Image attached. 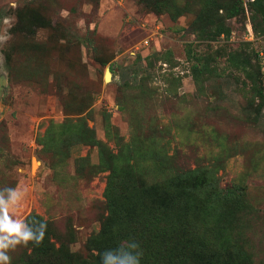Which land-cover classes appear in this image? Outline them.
Instances as JSON below:
<instances>
[{"label": "rangeland", "instance_id": "1", "mask_svg": "<svg viewBox=\"0 0 264 264\" xmlns=\"http://www.w3.org/2000/svg\"><path fill=\"white\" fill-rule=\"evenodd\" d=\"M241 1L211 38L197 18L228 0H0V188L47 224L12 264L143 231L166 240L141 264H264V0Z\"/></svg>", "mask_w": 264, "mask_h": 264}, {"label": "clouds", "instance_id": "2", "mask_svg": "<svg viewBox=\"0 0 264 264\" xmlns=\"http://www.w3.org/2000/svg\"><path fill=\"white\" fill-rule=\"evenodd\" d=\"M5 39L0 37V41ZM24 197L25 191L20 187L0 188V264H12L11 252L30 243L39 246L45 238V222L28 221L13 215ZM142 256L143 251L135 239L121 242L116 248L100 254L101 264H141Z\"/></svg>", "mask_w": 264, "mask_h": 264}, {"label": "trees", "instance_id": "3", "mask_svg": "<svg viewBox=\"0 0 264 264\" xmlns=\"http://www.w3.org/2000/svg\"><path fill=\"white\" fill-rule=\"evenodd\" d=\"M208 2H211L213 5H215V0H207ZM244 4L241 0H228L227 3H224L222 6H215V8L210 11L205 13L203 16H196L197 20H199L202 24V28L207 29V32L209 33L211 38H216L217 36H229L231 29L228 26L227 18H232L238 16L241 11H243ZM246 9V7H245ZM221 11V12H220ZM186 12V10H183L181 8V11H179L178 14L174 16H170L171 19L176 20V16L180 15L181 13ZM252 33V29L250 27L249 29ZM238 68H240L245 74L250 77L252 75V71L250 70V61H242L241 63L238 64ZM259 94L264 97V89H259L258 90ZM231 191L228 189L224 190V195L229 196L231 195ZM106 228L102 230L98 235V237H103L105 236L106 233ZM158 235L157 233H152V234H146L145 231H143L139 236H137L138 240L137 242L139 243L142 251H143V258L149 259L152 257L157 258V261L159 262L160 260V250L153 249L151 248V244L155 243V245H160L163 244L164 240H166V234ZM104 250L99 247V256L96 259V263L93 264H101V257L100 254L103 253ZM164 261V262H163ZM79 263V262H77ZM160 264H166V259H162Z\"/></svg>", "mask_w": 264, "mask_h": 264}, {"label": "water", "instance_id": "4", "mask_svg": "<svg viewBox=\"0 0 264 264\" xmlns=\"http://www.w3.org/2000/svg\"><path fill=\"white\" fill-rule=\"evenodd\" d=\"M108 73H109V75H110V72L107 70V71L105 72V79H106V75H107ZM109 79H110V77H109ZM109 79H108V80H109ZM3 84H4V81L0 79V90H1L2 87H3Z\"/></svg>", "mask_w": 264, "mask_h": 264}, {"label": "bare ground", "instance_id": "5", "mask_svg": "<svg viewBox=\"0 0 264 264\" xmlns=\"http://www.w3.org/2000/svg\"><path fill=\"white\" fill-rule=\"evenodd\" d=\"M108 78H109V74L106 75V79H108Z\"/></svg>", "mask_w": 264, "mask_h": 264}, {"label": "built area", "instance_id": "6", "mask_svg": "<svg viewBox=\"0 0 264 264\" xmlns=\"http://www.w3.org/2000/svg\"><path fill=\"white\" fill-rule=\"evenodd\" d=\"M250 33H251V31H250Z\"/></svg>", "mask_w": 264, "mask_h": 264}]
</instances>
